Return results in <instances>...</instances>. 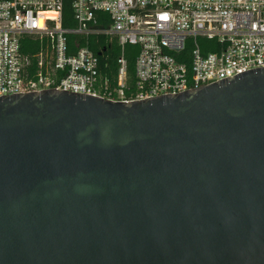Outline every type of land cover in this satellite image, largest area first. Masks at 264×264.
Here are the masks:
<instances>
[{"label":"water","instance_id":"obj_1","mask_svg":"<svg viewBox=\"0 0 264 264\" xmlns=\"http://www.w3.org/2000/svg\"><path fill=\"white\" fill-rule=\"evenodd\" d=\"M0 264H264V67L132 101L1 95Z\"/></svg>","mask_w":264,"mask_h":264},{"label":"built area","instance_id":"obj_2","mask_svg":"<svg viewBox=\"0 0 264 264\" xmlns=\"http://www.w3.org/2000/svg\"><path fill=\"white\" fill-rule=\"evenodd\" d=\"M67 1L73 27L64 25ZM91 37L116 43L115 81L103 77ZM29 38L37 41L33 58L25 52ZM200 38L216 50L203 52ZM127 45L140 47L134 84ZM260 67L264 0H0V96L58 89L141 100Z\"/></svg>","mask_w":264,"mask_h":264},{"label":"trees","instance_id":"obj_3","mask_svg":"<svg viewBox=\"0 0 264 264\" xmlns=\"http://www.w3.org/2000/svg\"><path fill=\"white\" fill-rule=\"evenodd\" d=\"M76 22L73 20V10L69 1L66 2L65 5V13H64V25L66 27L75 26ZM99 40V41H97ZM25 44V52L31 57H34L35 52L37 51L35 39L29 38L27 39ZM213 40H208L206 38H200L199 43L203 48V52H209L211 50H216L215 47L207 45V43H212ZM89 47L98 55L100 59V68L101 73L104 78H110L111 81H115L117 78V58H118V47L115 42H107L104 37H91L88 43ZM189 44L187 51L188 53L190 49ZM140 47L138 45H127L125 56L128 61V80L131 84L135 83L136 76V58L139 53ZM103 51L102 55H99L100 52ZM182 60V59H181ZM186 61V60H182Z\"/></svg>","mask_w":264,"mask_h":264}]
</instances>
